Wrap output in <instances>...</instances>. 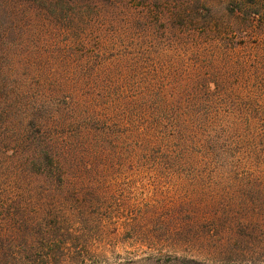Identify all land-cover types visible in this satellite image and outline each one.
<instances>
[{"label":"rangeland","instance_id":"obj_1","mask_svg":"<svg viewBox=\"0 0 264 264\" xmlns=\"http://www.w3.org/2000/svg\"><path fill=\"white\" fill-rule=\"evenodd\" d=\"M208 2L236 22V0ZM2 18L9 264H264V112L251 101L264 85V37L239 34L219 48L164 19L149 31L115 20L80 42L29 23L8 31ZM208 128L240 146L230 164L204 162ZM42 135L70 148L60 147L75 162L63 185L27 174Z\"/></svg>","mask_w":264,"mask_h":264},{"label":"trees","instance_id":"obj_2","mask_svg":"<svg viewBox=\"0 0 264 264\" xmlns=\"http://www.w3.org/2000/svg\"><path fill=\"white\" fill-rule=\"evenodd\" d=\"M208 1L0 0V16H3V24L7 26L8 31L15 32L22 25L29 23L34 28L41 29L48 39L64 35L71 39L70 41L79 39L80 42H83L84 38L92 40L97 34H103V28L113 25L115 20L116 23L126 22L128 28L131 29L144 22L149 31L154 27V24L164 19L166 22H171L172 28L177 31H187L189 34H211L215 41V47L219 48L225 43L229 46L234 45V40L240 37L239 34L244 36L250 34L253 39L257 40L260 36L264 37V0H236L235 7L228 10L229 16L236 22H227V24L224 22V17L215 15ZM204 13L206 14L204 15ZM207 19H211L212 22L208 23ZM186 36L188 35L186 34ZM141 42V40L132 39L134 46ZM148 43L152 45L153 42ZM261 47L259 42H255V50L258 51ZM256 90L258 93L251 94V101L255 100L257 103L253 102L252 104H258L255 106L257 115L262 110L264 112V85L258 84ZM208 129L212 135L213 130ZM43 137L44 135L39 138V142L32 145L31 164L27 165V174L31 178H42L48 183L57 182L63 185L65 177L71 174L69 169L73 167L70 164H75L74 160H70L68 157L70 148L67 143L62 146L56 141H50L52 139L49 137L43 140ZM182 138H185L186 146H195V140ZM60 147L65 148L68 152L66 150L62 152ZM238 148L240 146L234 138L224 139L223 136L214 132V135L210 136L209 141L206 142L205 154L207 156L204 158V162L230 164L231 162L227 159L232 158ZM255 148L253 152L252 150L249 152H252L251 154L245 152L243 163H249L252 160L254 151L259 154ZM187 150L190 149L187 148ZM227 154L230 156L226 159ZM169 160H173V163L176 162L174 157H169ZM3 247L5 246H0V248ZM9 257L12 258V261L15 260L8 255V249L0 250V264H9ZM45 264H51V262L47 260Z\"/></svg>","mask_w":264,"mask_h":264}]
</instances>
